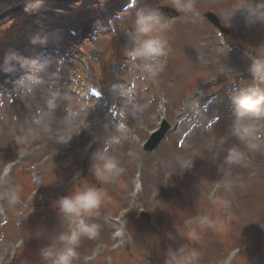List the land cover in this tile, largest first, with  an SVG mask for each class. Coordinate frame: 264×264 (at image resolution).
<instances>
[{
	"label": "rangeland",
	"instance_id": "obj_1",
	"mask_svg": "<svg viewBox=\"0 0 264 264\" xmlns=\"http://www.w3.org/2000/svg\"><path fill=\"white\" fill-rule=\"evenodd\" d=\"M248 3L195 0L199 15H163L172 24L163 34L166 89H180L161 98L165 83L146 79L141 60L126 51L136 9L161 10L168 0H31L27 10L21 0H0V68H8L5 82L0 77V264H44L39 250L59 247L68 226L55 202L84 185L105 196L91 218L99 235L81 239L77 264H165L169 250L184 246L200 252L198 264H264V115L256 121L258 150L230 134L234 97L264 87L248 71L264 55V23H245ZM190 31L198 37L192 57L176 39ZM39 61L64 85L32 98L16 80ZM91 86L103 100L89 96ZM164 120L165 139L145 151ZM112 135L121 137L107 146L119 169L101 182L91 157ZM233 145L246 153V166L223 164ZM205 217L213 226L201 223Z\"/></svg>",
	"mask_w": 264,
	"mask_h": 264
},
{
	"label": "clouds",
	"instance_id": "obj_2",
	"mask_svg": "<svg viewBox=\"0 0 264 264\" xmlns=\"http://www.w3.org/2000/svg\"><path fill=\"white\" fill-rule=\"evenodd\" d=\"M27 5L31 0H21ZM168 5L178 13L184 15H199L195 0H168ZM241 10V9H238ZM245 13V23L248 25L264 23V0H257L253 3L249 0L248 7L242 9ZM172 26L171 22L164 18L159 8H137L132 28L131 49L126 51L128 58L132 61L143 59L145 62L139 65L146 79H157L165 71L164 62L158 57L166 55L167 39L164 33ZM35 63V62H33ZM249 73L258 85H264V55L255 57L248 67ZM40 83L36 76L29 75L26 79H21L16 84L22 94H30L34 87ZM49 109L56 107V95H52L46 101ZM233 120L230 127V134L236 137L248 151L258 150L259 125L256 121L264 115V87L255 86L240 95L234 97ZM39 123V121H37ZM120 125L117 131H120ZM225 138L219 141L222 146ZM121 142L119 135H112L105 141V147L98 149L92 154L91 171L101 182H107L119 169V161L109 154V145H118ZM246 153L237 145L227 149L223 164L229 166L245 165ZM224 169L221 168V171ZM227 175V173H225ZM230 187V185H226ZM105 193L95 186L84 185L75 188L68 195L60 197L56 202L60 214L68 221L65 231L59 234L57 240L60 242L58 247L55 242L42 247L39 255L44 264H77L80 253L78 247L82 238L94 240L100 232V225L91 219L100 208L104 201ZM10 202H15V193L7 195ZM201 223L213 226L212 221L206 217L201 219ZM189 238L198 239L195 233H191ZM200 252L196 249H188L187 246L181 247L177 251L169 250L165 264H198Z\"/></svg>",
	"mask_w": 264,
	"mask_h": 264
},
{
	"label": "bare ground",
	"instance_id": "obj_3",
	"mask_svg": "<svg viewBox=\"0 0 264 264\" xmlns=\"http://www.w3.org/2000/svg\"><path fill=\"white\" fill-rule=\"evenodd\" d=\"M262 24V23H261ZM191 34V35H190ZM190 34H180V35H176V39L179 43V46L182 50V52L187 55L188 57H192L194 55V47L197 46L198 43V37L197 34L194 31H190ZM218 47L222 48V45H217ZM221 53H224L225 51L223 49H219L218 50ZM158 60L162 61L163 56L158 57ZM141 63H144L145 61L143 59H140ZM193 62H195L193 60ZM167 68V65L165 64V69ZM8 68L5 66V64L3 65L2 68H0V77L1 80L3 82H5V78L8 74ZM29 75H33L36 76L40 79V83H42L44 85V89L42 90V88L40 87V84L36 85L34 87L33 90V97L36 98H40L42 95V91L44 93H48L49 91L47 88L54 86V88L56 89H61L63 87V83L60 82V77L62 74H59V72L56 73V75L50 74V72L48 71V68L45 67V65H43L41 63V61L35 63V64H30V65H26V69L23 70V73L20 74V76L18 75V79L16 80L17 82L20 81L21 79H26ZM16 77L15 75L12 76V79ZM158 80V84L159 86H162L163 83H165V87L163 89H166L168 87V83H167V72L166 70L161 73V75L157 78ZM5 88V87H4ZM180 87L179 86H173V88H169L166 90H162L161 93V98L163 97H172V90H176L179 91ZM60 91V90H59ZM148 99V96H146L145 100ZM235 106V105H234ZM41 107H43L41 105ZM229 132V131H228ZM129 143L131 144V141H129Z\"/></svg>",
	"mask_w": 264,
	"mask_h": 264
},
{
	"label": "water",
	"instance_id": "obj_4",
	"mask_svg": "<svg viewBox=\"0 0 264 264\" xmlns=\"http://www.w3.org/2000/svg\"><path fill=\"white\" fill-rule=\"evenodd\" d=\"M161 12L163 13L164 16L170 17L171 19H174L181 15V13H178L175 9L171 7H161ZM205 16L210 22L216 25L221 31L226 33L227 30H225L223 27L220 26L219 19L217 18V16H215L211 12L207 13ZM166 129H167V124L164 123V125H162L160 130H158L152 136V138L146 144L145 148L148 150H153L158 145V143L161 141V139H163ZM145 217H148V216L145 215Z\"/></svg>",
	"mask_w": 264,
	"mask_h": 264
}]
</instances>
